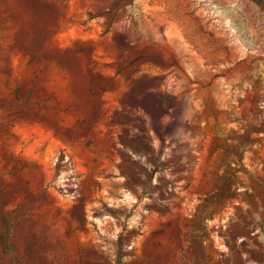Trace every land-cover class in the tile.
Returning a JSON list of instances; mask_svg holds the SVG:
<instances>
[{
	"label": "rangeland",
	"instance_id": "1",
	"mask_svg": "<svg viewBox=\"0 0 264 264\" xmlns=\"http://www.w3.org/2000/svg\"><path fill=\"white\" fill-rule=\"evenodd\" d=\"M0 264H264V6L0 0Z\"/></svg>",
	"mask_w": 264,
	"mask_h": 264
},
{
	"label": "trees",
	"instance_id": "2",
	"mask_svg": "<svg viewBox=\"0 0 264 264\" xmlns=\"http://www.w3.org/2000/svg\"><path fill=\"white\" fill-rule=\"evenodd\" d=\"M254 1H257L258 3H260L264 6V0H254Z\"/></svg>",
	"mask_w": 264,
	"mask_h": 264
}]
</instances>
